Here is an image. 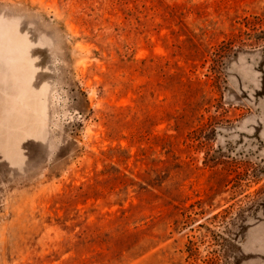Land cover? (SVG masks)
I'll return each instance as SVG.
<instances>
[{
    "label": "rangeland",
    "instance_id": "374dc122",
    "mask_svg": "<svg viewBox=\"0 0 264 264\" xmlns=\"http://www.w3.org/2000/svg\"><path fill=\"white\" fill-rule=\"evenodd\" d=\"M0 264H264V0H0Z\"/></svg>",
    "mask_w": 264,
    "mask_h": 264
},
{
    "label": "trees",
    "instance_id": "16d2710c",
    "mask_svg": "<svg viewBox=\"0 0 264 264\" xmlns=\"http://www.w3.org/2000/svg\"><path fill=\"white\" fill-rule=\"evenodd\" d=\"M71 99L74 102V108L77 110V112L81 115H84L85 112L87 111L86 109H88L87 107L88 102L86 99V95L78 85H75Z\"/></svg>",
    "mask_w": 264,
    "mask_h": 264
}]
</instances>
